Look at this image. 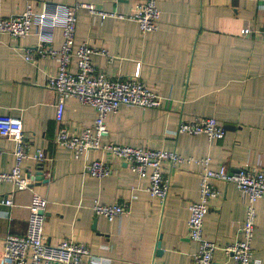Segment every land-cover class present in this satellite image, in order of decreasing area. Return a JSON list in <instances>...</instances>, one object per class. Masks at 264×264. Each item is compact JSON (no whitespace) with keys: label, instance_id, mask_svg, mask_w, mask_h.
I'll list each match as a JSON object with an SVG mask.
<instances>
[{"label":"crops","instance_id":"obj_1","mask_svg":"<svg viewBox=\"0 0 264 264\" xmlns=\"http://www.w3.org/2000/svg\"><path fill=\"white\" fill-rule=\"evenodd\" d=\"M144 0H0V17L21 14L28 5L39 11L43 3L85 2L108 13L130 14ZM160 10L158 29L142 32L136 21L114 16L101 18L86 8L77 10L76 42L104 52L94 54L96 69L110 78H132L139 68L140 80L162 96V107L121 105L106 118L108 133L102 142L177 152L183 161L165 162L170 180L165 200L151 196L148 179L130 171L126 163L101 149L79 158L54 142L57 95L46 87L57 73L49 57L25 60L26 48L36 46L34 31L24 37L0 33V116L20 117L29 153L42 149L50 157L43 163L46 182H31L18 190L0 181V253L7 234L23 235L34 194L47 201L43 236L47 243L72 239L88 245L93 255L111 264H199L192 260L199 243L188 235L189 203L198 199L203 166L224 165L234 173L240 167L264 171V0H156ZM246 27L247 34L242 33ZM62 42L54 29V47ZM93 107L76 98L65 101L63 124L72 134L90 126ZM214 117L225 128L222 139L206 135L176 134L181 120ZM14 143L0 137V171L14 166ZM102 159L112 169L104 178L87 174L86 164ZM41 163L23 160V172L34 174ZM219 191L209 203L203 221V237L220 248L211 264H236L221 247L231 243L244 219L245 201L232 182L212 179ZM8 198L11 205L1 200ZM126 203L128 211L108 221L97 216L92 203ZM255 229L251 241L253 259L264 264V199L255 204ZM160 241L161 256L155 255Z\"/></svg>","mask_w":264,"mask_h":264},{"label":"built area","instance_id":"obj_2","mask_svg":"<svg viewBox=\"0 0 264 264\" xmlns=\"http://www.w3.org/2000/svg\"><path fill=\"white\" fill-rule=\"evenodd\" d=\"M40 6L39 11H34L28 5L21 14L0 17V33L24 37L34 31L38 42L35 47L25 49V60L35 62L40 57H49L57 63V73L49 76L46 82V87L57 95V130L54 142L69 149L75 158L81 157L89 150L101 149L126 163L130 171L138 177L147 178L149 194L165 200L169 193L170 180L163 173V164L181 163L183 158L177 152L104 143L101 140L108 133L107 116L115 113L121 105L159 108L163 104L162 96L152 92L140 80L139 68L132 78L126 79H113L99 72L92 63V56L104 52L92 47L88 41L77 43L75 39L79 8H86L101 18L114 16L134 20L142 32L155 31L158 29L160 18L156 0H144L135 4L128 15L108 13L97 9L92 3L85 2L71 5L43 3ZM55 28H60L62 34L59 47L53 45ZM249 32V27L242 30L244 34ZM71 97L93 107L96 113L93 123L84 127L78 134L70 133L63 124L65 101ZM175 132L188 135L204 134L209 140H218L224 137L225 128L214 117H193L190 120H181ZM0 137L10 139L14 143L15 160L10 171H0V181L11 182L18 190L27 189L30 183L34 182V174L22 171L23 160L31 157L43 165L51 158L42 149H35L32 155L29 153L28 144L24 141L22 121L18 116H0ZM209 160V157L196 160L203 169L200 174L198 199L188 205L187 228L189 237L199 243V248L191 258L199 264H211L214 252L220 248L213 241L203 237V221L209 211V203L219 195L211 180L218 179L234 183L245 201V215L237 226V237L221 247V250L236 264H257L253 259L251 241L255 229L254 204L258 199H264V171L254 167H240L236 172L230 173L224 165L218 169L210 168ZM86 172L91 177L104 178L112 173V169L102 159H93L86 164ZM1 203L12 204L8 198L1 200ZM46 204L44 198L33 195L29 205L26 232L23 235H5L0 264H111L110 259L93 255L88 245L83 242L63 239L54 245L47 243L43 236ZM92 210L97 216L112 221L125 214L128 205L103 204L94 200Z\"/></svg>","mask_w":264,"mask_h":264},{"label":"water","instance_id":"obj_3","mask_svg":"<svg viewBox=\"0 0 264 264\" xmlns=\"http://www.w3.org/2000/svg\"><path fill=\"white\" fill-rule=\"evenodd\" d=\"M33 180L35 182L34 184H37L39 182H46L48 180L46 177H43V165H42V163L38 164L36 171L34 173ZM162 252H163V250L161 249L160 241L158 240L156 243L155 255L159 257V256H161ZM150 264H162V263L152 262Z\"/></svg>","mask_w":264,"mask_h":264}]
</instances>
